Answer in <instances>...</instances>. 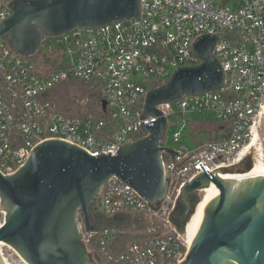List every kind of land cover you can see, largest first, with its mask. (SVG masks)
Here are the masks:
<instances>
[{"label":"built area","instance_id":"obj_1","mask_svg":"<svg viewBox=\"0 0 264 264\" xmlns=\"http://www.w3.org/2000/svg\"><path fill=\"white\" fill-rule=\"evenodd\" d=\"M11 1L0 0V22L12 14ZM222 1L141 0L137 19L46 37L39 49L55 50L60 60L59 68L48 75L37 71L31 56L15 53L0 39V172L10 175L47 139H61L98 156L115 155L144 137L142 128L156 121L144 116L147 91L164 84L178 68L200 64L195 40L216 37L212 55L222 67L223 86L157 107L167 119L160 145L176 152L162 153L168 190L158 209L113 177L101 188V211L108 218L125 214L130 228L102 226L98 232H86L79 218L82 241L94 264H181L190 244L168 220L180 188L203 172L199 164L208 172L237 164L241 150L260 133L264 0ZM67 78L99 89L102 99L95 111L83 117L58 111L50 91ZM199 114L219 122L224 136L191 150L181 143L184 119Z\"/></svg>","mask_w":264,"mask_h":264},{"label":"water","instance_id":"obj_2","mask_svg":"<svg viewBox=\"0 0 264 264\" xmlns=\"http://www.w3.org/2000/svg\"><path fill=\"white\" fill-rule=\"evenodd\" d=\"M8 7L12 14L0 22V39L15 53L30 57L46 37L137 19L141 0H12ZM215 42L214 36L198 37L193 50L201 63L178 68L164 84L147 91L144 116L156 121L142 128L144 137L115 155L91 156L75 144L47 139L13 174L0 172V245L10 247L25 264H94L82 241L79 218L86 232L131 226L125 214L108 218L92 213L101 188L113 177L157 210L168 190L162 153L176 154L160 145L167 119L157 107L223 86L222 67L212 55ZM253 164L251 154L209 172L199 164L203 172L180 188L168 218L171 226L182 238L192 237L200 226L181 264H264V175L239 181L220 176L244 175ZM205 188L209 204L199 193ZM0 264H5L1 248Z\"/></svg>","mask_w":264,"mask_h":264},{"label":"trees","instance_id":"obj_3","mask_svg":"<svg viewBox=\"0 0 264 264\" xmlns=\"http://www.w3.org/2000/svg\"><path fill=\"white\" fill-rule=\"evenodd\" d=\"M49 40V38L46 39V41ZM57 53L58 52L55 50L47 51L41 47L33 56L29 58V60L35 65L38 72H40L42 75H48L50 72H54L59 68L58 63L60 60ZM101 99L102 96L99 92V89L92 88L91 85L83 84L82 82L73 78H67L61 81L50 91V100L57 105L58 111L66 116L71 117H83L86 114L95 111L97 109V103ZM213 120L215 123H218L215 119ZM218 124L220 127L222 126L220 123ZM204 125L206 124L203 123V125L201 124L196 126H198V130L200 132L203 131L208 133L209 130L206 132L204 130L206 127ZM208 128L209 127H207V129ZM220 129H223V126ZM224 130H226V127ZM205 135L207 136V134ZM221 136H224V133L219 130L216 139ZM197 199V196L194 195L193 202L195 203Z\"/></svg>","mask_w":264,"mask_h":264},{"label":"rangeland","instance_id":"obj_4","mask_svg":"<svg viewBox=\"0 0 264 264\" xmlns=\"http://www.w3.org/2000/svg\"><path fill=\"white\" fill-rule=\"evenodd\" d=\"M216 1L219 5L223 4L222 0H216ZM212 118L213 117H210V115L209 116L208 115H196L194 117H186L184 119V123L186 127L182 131L181 143L188 149L193 150V149L198 148L199 146H202L203 144L209 141L216 139L221 127L218 124L219 122L215 123V121L213 120L214 118L213 119ZM203 123L206 124L204 125L206 127L204 128V130L206 132H208L209 130L208 133H205L203 131L200 132L198 130V126L201 124L203 125ZM207 127L209 128L207 129ZM205 134H207L208 137ZM168 145L170 147H174V144L172 143L171 140H169ZM250 154H251L254 164H253V168L248 173L244 175H240V176L239 175L228 176L226 174H223V177L225 179H232V180L239 181L241 179H244L248 174H250L248 177H246L248 179L258 178L260 175L264 174V119H262L259 139L256 145L254 146V148L250 149V152L247 153L245 157L249 156ZM199 193L202 196H204L205 194V198L208 201L207 193H204L203 191H199ZM3 219H4V215L0 211V224L3 222ZM126 240L127 239H125L124 241ZM1 252L3 255V260L7 264H25L10 247L1 246Z\"/></svg>","mask_w":264,"mask_h":264},{"label":"bare ground","instance_id":"obj_5","mask_svg":"<svg viewBox=\"0 0 264 264\" xmlns=\"http://www.w3.org/2000/svg\"><path fill=\"white\" fill-rule=\"evenodd\" d=\"M258 139H259V134L254 135V137L252 138V140L250 141V143H248V144H247V145L241 150V152L239 153V155L237 156V157H238L237 161H238V160L241 161L242 159L245 158L246 154L250 152V149L254 148V146L256 145V143H257V141H258ZM250 170H251V169H250ZM250 170H249V171H250ZM249 171H248V172H249ZM248 172H247V173H248ZM249 175H250V174H248L246 177H248ZM262 175H264V174H262ZM262 175H260V176H262ZM220 176H221V178L225 179V178L223 177V174H220ZM260 176H259V177H260ZM246 177H245V178H246ZM245 178H244V179H245ZM246 179H248V178H246ZM201 191H203L204 193H207V199H208V202L210 203V193H209V190H208L207 188H205V189H203V190H201ZM204 197H205V194H204ZM209 203H208V204H209ZM199 228H200V226H199ZM199 228L197 229V231L195 232V234H194L192 237L187 238V241L189 242V244L192 243V241H193V239H194L196 233L198 232ZM1 246H5V245H4V244H1V245H0V248H1ZM4 262H5V261H4ZM5 264H7V263L5 262Z\"/></svg>","mask_w":264,"mask_h":264},{"label":"flooded vegetation","instance_id":"obj_6","mask_svg":"<svg viewBox=\"0 0 264 264\" xmlns=\"http://www.w3.org/2000/svg\"><path fill=\"white\" fill-rule=\"evenodd\" d=\"M92 213L102 214V211H101V200L100 199L98 200L97 204L93 207ZM92 220H94V219L92 218Z\"/></svg>","mask_w":264,"mask_h":264}]
</instances>
